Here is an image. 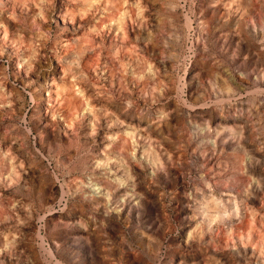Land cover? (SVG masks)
<instances>
[{"label": "rangeland", "instance_id": "1", "mask_svg": "<svg viewBox=\"0 0 264 264\" xmlns=\"http://www.w3.org/2000/svg\"><path fill=\"white\" fill-rule=\"evenodd\" d=\"M261 31L264 0H0V264H264Z\"/></svg>", "mask_w": 264, "mask_h": 264}, {"label": "bare ground", "instance_id": "2", "mask_svg": "<svg viewBox=\"0 0 264 264\" xmlns=\"http://www.w3.org/2000/svg\"><path fill=\"white\" fill-rule=\"evenodd\" d=\"M232 1H233V0H232ZM248 1H249V0H248ZM242 5H243V4H242ZM137 10H138V9H137ZM205 10H206V9H205ZM256 12H257V11H256ZM208 15H209V14H208ZM240 15H241V13H240ZM215 16H216V18H217V17H218V18H221L222 16H223V17H227V16L229 17V16H231V13H230V10H229L228 8L218 7V11L215 13ZM238 16H239V15H238ZM241 16H242V15H241ZM63 18H64V17H63ZM211 20H212L211 18H208L207 21L210 23ZM221 21H223V20H221ZM233 22H235V19H233ZM139 23H140V22H139ZM204 25H205V24H204ZM242 25L244 26L243 23H242ZM253 27H254V26H253ZM251 28H252V27H251ZM206 30H207V29H206ZM217 30H218V29H217ZM217 30H216V31H217ZM235 31H236V30H235ZM262 32H264V31H261V34H263ZM208 34H209V33H208ZM212 34H214V33H212ZM224 34H225V33H224ZM210 35H211V34H210ZM218 35H219V34H218ZM256 35H257V34H256ZM213 36H214V35H213ZM214 37H215V36H214ZM217 37H218V36H217ZM260 37H261V36H260ZM260 37H259V38H260ZM249 38H250V37H249ZM259 38H258V39H259ZM263 38H264V37H263ZM235 41H236V40H235ZM99 44H100V43H99ZM194 51H195V50H194ZM201 52H202V51H201ZM253 53H254V52H253ZM112 61H113V60H112ZM259 62H260V61H259ZM198 63H199V62H198ZM194 65H195V64H194ZM195 67H196V66H194V69H195ZM202 67H203V66H202ZM197 68H198V67H197ZM207 71H208V70H207ZM196 72H197V71H196ZM193 74H194V72H193ZM243 74H244V73H242V75H243ZM262 75H263V74H262ZM217 77H218V75H217ZM247 77H250L249 74H248ZM251 78H252V77H251ZM198 79H199V78H198ZM227 79H228V78H227ZM261 79H262V78H261ZM218 80H219V79H218ZM191 81H192V80H191ZM239 82H240V81H239ZM259 82H260V81H259ZM260 84H261V83H260ZM197 85H198V84H197ZM210 85H211V84H210ZM224 86H225V85H224ZM224 86H223V87H224ZM194 87H195V86H194ZM260 88H261V87H260ZM223 90H224V89H223ZM234 91H235V90H234L233 88L228 87V93H233ZM236 91H237V90H236ZM238 92H239V91H238ZM34 94H35V93H34ZM39 94H40V93H39ZM39 94H38V95H39ZM39 97H40V96H39ZM39 99H40V98H39ZM40 101H41V100H40ZM67 103H68V102H67ZM176 110H177V109H176ZM173 112H174V111H173ZM173 112H172V113H173ZM229 113H230V112H229ZM99 114H100V113H99ZM248 114H249V113H248ZM172 115H173V114H172ZM163 116H164V115H163ZM156 120H157V119H156ZM206 124H207V123H206ZM164 127H165V125H164ZM204 127H205V125H204ZM207 127H208V125H207ZM224 127H225V126H224ZM224 129H225V128H224ZM157 130H158V129H157ZM207 130H208V128H207ZM214 130H215V129H214ZM214 130H213V131H214ZM158 131H159V130H158ZM240 131H241V130H240ZM231 132L233 133V131H231ZM224 133H225V132H224ZM227 133H228V132H227ZM229 133H230V132H229ZM235 133H238V132H235ZM241 134H242V133H241ZM216 135H217V134H216ZM233 135L235 136V134H233ZM138 136H139V135H138ZM238 136H239V134H238ZM235 137H236V136H235ZM240 137H241V136H240ZM240 137H239V138H240ZM242 137H243V136H242ZM212 138H213V137H212ZM239 138L237 137V139L240 141ZM201 140H202V139H201ZM212 142H213V141H212ZM220 142H221V141H220ZM217 143H218V139H215L214 142H213L212 144H213V146H214V144L216 145ZM225 143H226V142H225ZM222 144H223V142H222ZM222 147H224V146H222ZM226 147H227V146H226ZM226 147H225V148H226ZM230 147H231V146H230ZM235 147H238L237 149H240V150L243 149L242 142H240V143H239L237 146H235ZM253 149H254V148H253ZM250 150H251V149H250ZM250 150H249V151H250ZM137 151H138V150H137ZM243 152H244V151H243ZM245 152H246V151H245ZM247 152H248V151H247ZM239 153H240V152H239ZM246 155H247V154H246ZM246 157H247V156H246ZM221 158H222V157H221ZM235 158H236V157H235ZM243 158H244V156H243ZM151 160H152V159H151ZM247 160H248V159H247ZM249 160H250V159H249ZM132 161H133V160H132ZM242 161H243V159H242ZM242 161H241V163H242ZM253 161H254V160H253ZM120 162H121V161H120ZM250 162H251V161H250ZM151 163H152V162H151ZM244 163H245V162H244ZM131 164H132V162H131ZM253 164H254V162H253ZM150 165H151V164H150ZM243 165H244V164H243ZM125 166H126V165H125ZM129 169H130V167H129ZM139 170H140V169H139ZM174 170H175V169H174ZM246 170H247V169H246ZM248 170H249V169H248ZM15 171H16V170H15ZM130 171H131V170H130ZM135 171H136V170H135ZM137 171H138V170H137ZM155 171H156V170H155ZM140 172H141V171H140ZM126 174H127V173H126ZM163 177H165V175H164ZM127 178H129V177H127ZM132 178H133V177H132ZM250 179H251V178H250ZM250 181H251V180H250ZM263 181H264V180H263ZM168 183H169V182H168ZM209 183H210V182H209ZM258 183H259V182H258ZM258 183H256V184H258ZM81 184H82V183H81ZM186 184H187V183H186ZM259 184H260V183H259ZM259 184H258V185H259ZM245 186H246V185H245ZM245 186H244V187H245ZM247 186H248V185H247ZM109 187H110V186H109ZM112 187H113V186H112ZM207 187H208V185H207ZM258 187H259V186H258ZM79 188H80V187H79ZM216 188H217V187H216ZM247 188H248V187H247ZM250 188H251V186H250ZM238 189H239V188H238ZM112 190H113V189H112ZM235 190H236V189H235ZM259 190H260V189H258V191H259ZM237 191H238V190H237ZM28 192H29V191H28ZM206 192H207V191H206ZM206 192H204V193H206ZM226 192H227V191H226ZM242 192L244 193L245 191L243 190ZM193 193H194V192H193ZM230 193H231V191H230ZM245 193H246V192H245ZM245 193H244V194H245ZM247 193H248V191H247ZM134 194H135V193H134ZM139 194H140V193H139ZM209 194H211V193H209ZM221 194H222V193H221ZM241 194H242V193H241ZM241 194H240V195H241ZM196 195H197V194H196ZM200 195H201V194H200ZM229 195H230V194H229ZM202 196H203V195H202ZM212 196H213V195H212ZM214 196H215V195H214ZM249 196H250V195H249ZM141 197H142V196H141ZM143 197H144V196H143ZM198 197H200L199 194H198ZM228 197H229V196H228ZM237 197H238V196H237ZM250 197H251V196H250ZM150 198H151V197H150ZM205 198H206V197H205ZM226 198H227V196H226ZM78 199H79V198H78ZM141 199H142V198H141ZM184 199H186V198H184ZM210 199H211V198H210ZM212 199H213V198H212ZM238 199H239V198H238ZM112 200H113V199H112ZM127 200H128V199H127ZM142 200H143V199H142ZM234 200H235V199H234ZM253 200H254V199H253ZM253 200H252V201H253ZM145 201H146V200H145ZM196 201H197V200H196ZM198 201H200V200H198ZM211 201H212V200H211ZM211 201H208V202L211 203ZM142 202H143V201H142ZM146 202H148V201H146ZM232 202H234V201H232ZM136 203H137V202H136ZM191 203H192V202H191ZM194 203H195V202H194ZM226 203H227V201H226ZM230 203H231V201H230ZM123 204H124V203H123ZM131 204H132V203H131ZM133 204H135V203L133 202ZM133 204H132V205H133ZM147 204H148V203H147ZM147 204H146V205H147ZM215 204H216V203H214V205H215ZM248 204H249V203H248ZM144 205H145V204H144ZM189 205H190V204H189ZM189 205H188V206H189ZM192 205H194V204H192ZM207 205H208V204H207ZM232 205L234 206V203H233ZM237 206H238V205H237ZM245 206H246V205H245ZM249 206H250V204H249ZM127 207H128V206H127ZM208 207H209V206H208ZM216 207H217V205H216ZM216 207H215V208H216ZM235 207H236V206H235ZM239 207H240V206H239ZM255 207H256V205H255ZM152 208H154V207H152ZM188 208H189V207H188ZM203 208H204V207H203ZM205 208H206V207H205ZM212 208H214V206H212ZM212 208H211V209H212ZM237 208H238V207H237ZM249 208H250V207H249ZM120 209H121V208H120ZM128 209H129V208H128ZM131 209H132V208H131ZM231 209H232V208H231ZM233 209H234V208H233ZM245 209H246V207H245ZM11 210H12V209H11ZM122 210H123V209H122ZM124 210H125V209H124ZM150 210H152V209H150ZM206 210H207V208H206ZM206 210H205L206 216L211 217V216H212L211 213H212L213 211L210 212V213H207ZM229 210H230V208H229ZM234 210H235L236 212L238 211V209H234ZM248 210H249V209H248ZM248 210H247V211H248ZM118 211H119V210H118ZM208 211H209V210H208ZM216 211H217V208H216ZM216 211L213 213L212 218H213V217H215V218H219V217L223 218V217H222L223 215H222V216H219V212H216ZM218 211H219V209H218ZM220 211H221V210H220ZM224 211H226V210H224ZM224 211H223V213H224ZM250 211H251V210H250ZM254 211H255V210H254ZM226 212H227V211H226ZM203 213H204V210H203ZM227 213H228V212H227ZM230 213H231V212H230ZM221 214H222V212L220 213V215H221ZM233 214H234V212H233ZM233 214H232V215H233ZM236 214H238V213H236ZM241 214H242V212H241ZM241 214H240V215H241ZM203 215H204V214H203ZM203 215H202V217H204ZM225 215H226V214L224 213V217H226ZM228 215H229V213H228ZM234 215H235V214H234ZM258 215H259V214H258ZM229 216H230V215H229ZM248 216H249V214H248ZM253 216H254V215H253ZM111 217H112V216H111ZM231 217H232V216H231ZM237 217H238V215H237ZM251 217H252V216H251ZM251 217H248V218H251ZM257 217H258V216H257ZM262 217H263V216H262ZM135 218H136V217H135ZM239 218H240V216H239ZM263 219H264V218H263ZM199 220L202 221L203 218H202V219L200 218ZM212 220H213V219H212ZM217 220H219V219H217ZM217 220H216V221H217ZM231 220H232V218H231ZM233 220H234V219H233ZM250 220H251V219H250ZM201 221H200V222H201ZM205 221H206V220H205ZM208 221H209V220H208ZM212 222H213V221H212ZM219 222H221V221H219ZM233 222H234V221H233ZM245 222H246V220H245ZM248 222H249V220H248ZM198 223H199V221H198ZM217 223H218V221H217ZM229 223H230V222H229ZM231 223H232V222H231ZM246 223H247V222H246ZM215 224H216V223H215ZM247 224H248V223H247ZM196 225H197V223H196ZM206 225H207V224H206ZM216 225H218V224H216ZM197 226H199V225H197ZM209 226H210V225H209ZM232 226H233V225H232ZM206 227H207V226H206ZM206 227H205V228H206ZM207 228H208V227H207ZM208 229H209V228H208ZM198 230H199V229H198ZM207 231H208V230H207ZM225 231H226V229H225ZM200 232H201V231H200ZM222 232H223V231H222ZM216 233H217V232H216ZM216 233H215V234H216ZM207 234H208V233H207ZM215 234H214V235H215ZM220 234H221V233H220ZM217 235H218V234H217ZM218 236H219V235H218ZM209 237H210V236H209ZM209 237H208V238H209ZM211 237H212V236H211ZM211 237H210V238H211ZM234 239H235V238H234ZM214 240H215V239H214ZM239 261H240V260H239Z\"/></svg>", "mask_w": 264, "mask_h": 264}]
</instances>
